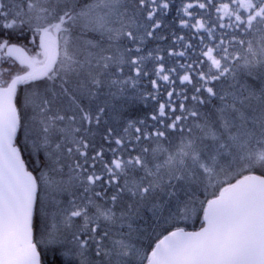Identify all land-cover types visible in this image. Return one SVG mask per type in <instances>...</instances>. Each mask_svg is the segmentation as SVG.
Returning a JSON list of instances; mask_svg holds the SVG:
<instances>
[{
	"label": "snow or ice",
	"instance_id": "snow-or-ice-1",
	"mask_svg": "<svg viewBox=\"0 0 264 264\" xmlns=\"http://www.w3.org/2000/svg\"><path fill=\"white\" fill-rule=\"evenodd\" d=\"M0 264H264V0H0Z\"/></svg>",
	"mask_w": 264,
	"mask_h": 264
},
{
	"label": "trees",
	"instance_id": "trees-1",
	"mask_svg": "<svg viewBox=\"0 0 264 264\" xmlns=\"http://www.w3.org/2000/svg\"><path fill=\"white\" fill-rule=\"evenodd\" d=\"M85 3L90 2V0H84Z\"/></svg>",
	"mask_w": 264,
	"mask_h": 264
}]
</instances>
